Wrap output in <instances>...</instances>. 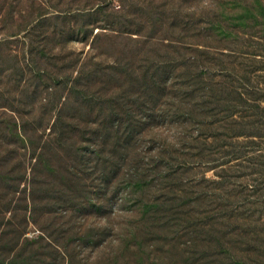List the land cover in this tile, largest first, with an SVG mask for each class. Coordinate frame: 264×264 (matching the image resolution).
<instances>
[{
  "label": "rangeland",
  "instance_id": "374dc122",
  "mask_svg": "<svg viewBox=\"0 0 264 264\" xmlns=\"http://www.w3.org/2000/svg\"><path fill=\"white\" fill-rule=\"evenodd\" d=\"M4 257L264 264V0H0Z\"/></svg>",
  "mask_w": 264,
  "mask_h": 264
},
{
  "label": "trees",
  "instance_id": "16d2710c",
  "mask_svg": "<svg viewBox=\"0 0 264 264\" xmlns=\"http://www.w3.org/2000/svg\"><path fill=\"white\" fill-rule=\"evenodd\" d=\"M177 85H178L177 87H178V89H179L178 91H181L180 88H182L183 83H179V82H178ZM183 93L185 94V92H183ZM94 96H96V95L94 94ZM183 96H184V95H183ZM177 97H178V96H177ZM108 113H109V112H108ZM1 262H2L3 264H13L11 258H5V257H4V258L1 259Z\"/></svg>",
  "mask_w": 264,
  "mask_h": 264
}]
</instances>
